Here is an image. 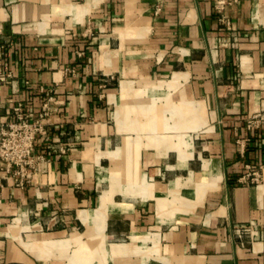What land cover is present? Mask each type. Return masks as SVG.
Segmentation results:
<instances>
[{
	"label": "crops",
	"instance_id": "obj_1",
	"mask_svg": "<svg viewBox=\"0 0 264 264\" xmlns=\"http://www.w3.org/2000/svg\"><path fill=\"white\" fill-rule=\"evenodd\" d=\"M19 103L48 116L0 264H264V180L237 183L264 164V0H0Z\"/></svg>",
	"mask_w": 264,
	"mask_h": 264
},
{
	"label": "built area",
	"instance_id": "obj_2",
	"mask_svg": "<svg viewBox=\"0 0 264 264\" xmlns=\"http://www.w3.org/2000/svg\"><path fill=\"white\" fill-rule=\"evenodd\" d=\"M46 116L47 106L35 119L24 103L15 106L11 120L0 116V198L9 177L19 187H24L29 181V170L33 168L36 160L38 135L43 133L42 121ZM246 128L251 132L264 129V113L248 118ZM38 158L42 159L41 156ZM263 180L264 164L259 167L247 165L245 173L238 178L237 183L256 186ZM236 233L243 238L245 230L238 227Z\"/></svg>",
	"mask_w": 264,
	"mask_h": 264
}]
</instances>
